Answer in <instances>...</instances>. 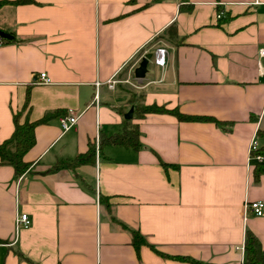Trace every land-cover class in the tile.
<instances>
[{"label":"crops","instance_id":"1","mask_svg":"<svg viewBox=\"0 0 264 264\" xmlns=\"http://www.w3.org/2000/svg\"><path fill=\"white\" fill-rule=\"evenodd\" d=\"M13 1L0 6V142L17 112L61 113L36 126L25 173L0 163V264H242L247 231L264 242V214L246 206L264 200L250 155L264 141V0ZM138 100L226 124L135 114ZM131 108L141 146H101ZM93 143L94 162L62 164Z\"/></svg>","mask_w":264,"mask_h":264},{"label":"trees","instance_id":"2","mask_svg":"<svg viewBox=\"0 0 264 264\" xmlns=\"http://www.w3.org/2000/svg\"><path fill=\"white\" fill-rule=\"evenodd\" d=\"M8 0H0V6ZM28 0H14L15 3H22ZM135 94H133L134 96ZM140 99V98H139ZM135 101L134 97L132 99ZM59 111L47 112L44 116L39 119L31 120L29 117L21 121V113L17 112L14 114L15 128L12 135L0 142V163L10 164L14 167L16 175H22L25 173L32 161L25 159L26 152L35 144L36 134L35 128L40 123H45L49 121L55 114ZM147 112H169L178 116L180 119L186 120H214L217 123L225 126L226 121L219 120L215 117L209 115H194L182 112L178 107L169 108L166 104H146L144 101H139L135 104V114L144 115ZM61 113V112H60ZM131 118L127 119V123L124 126L122 132H117L115 134L101 137V146L106 143L121 144L126 146H132L139 148L141 146L140 141V130L137 124L131 123ZM259 137L264 140V128L258 129ZM258 152L264 154V141L261 143ZM96 158V145L93 143L90 145L86 152L79 153L72 159H67L62 162V164L69 166H77L82 163L94 162ZM60 163V162H59ZM57 163V165H59ZM165 166L168 165L167 162H162ZM264 175V161L256 162L254 165V176L257 181L260 177ZM0 241L2 239L0 238ZM144 242L142 235L139 232H134L133 243L138 248L140 244ZM246 264H264V242H262L259 237L251 230L247 231L246 240Z\"/></svg>","mask_w":264,"mask_h":264},{"label":"built area","instance_id":"3","mask_svg":"<svg viewBox=\"0 0 264 264\" xmlns=\"http://www.w3.org/2000/svg\"><path fill=\"white\" fill-rule=\"evenodd\" d=\"M219 16L222 14L219 13ZM260 53L264 55V47L260 48ZM40 79H37L38 82H50V78L47 76V72L43 71L40 73ZM123 81V79L118 77H113L107 81L108 86L111 88H114L118 82ZM100 84V82H98ZM79 115L73 110L70 109L68 113L61 115V125L64 129H68L71 126L75 125L78 120ZM260 142L255 135L252 138L251 144H250V155L251 159L254 160V162H263L264 161V154L258 152V149L260 148ZM247 211H252L255 214L262 215L264 214V200L257 199L247 202ZM31 223L30 215L27 212H22L18 218H17V225L18 226H29ZM239 250H241L243 257H242V264H246V246L245 244L237 245L236 246Z\"/></svg>","mask_w":264,"mask_h":264},{"label":"water","instance_id":"4","mask_svg":"<svg viewBox=\"0 0 264 264\" xmlns=\"http://www.w3.org/2000/svg\"><path fill=\"white\" fill-rule=\"evenodd\" d=\"M0 33L2 34L3 32L0 30ZM154 56L153 52H146L145 55L142 57V60L140 61L139 65L135 69V73L137 77H145L146 72L148 70V64L150 59ZM133 111L134 109L131 108L126 114V118H131L133 116Z\"/></svg>","mask_w":264,"mask_h":264}]
</instances>
